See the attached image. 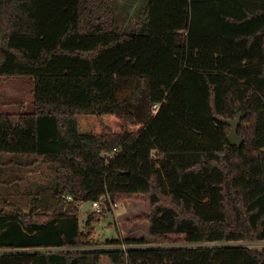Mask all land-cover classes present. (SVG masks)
<instances>
[{"label":"trees","instance_id":"obj_1","mask_svg":"<svg viewBox=\"0 0 264 264\" xmlns=\"http://www.w3.org/2000/svg\"><path fill=\"white\" fill-rule=\"evenodd\" d=\"M127 1L121 30L117 0H0V83L34 79L29 109L0 110V154L52 165L57 201L0 211V264H264L231 243L264 241V0ZM104 194L144 200L155 244L87 247L80 206Z\"/></svg>","mask_w":264,"mask_h":264},{"label":"rangeland","instance_id":"obj_2","mask_svg":"<svg viewBox=\"0 0 264 264\" xmlns=\"http://www.w3.org/2000/svg\"><path fill=\"white\" fill-rule=\"evenodd\" d=\"M119 12V29L131 28L139 20V3L117 0ZM34 98V79L31 75L5 76L0 83V110L22 111L29 109ZM106 154V152H104ZM157 156V151H154ZM33 157L25 154H0V211H30L33 207L54 209L57 204L54 188L55 169L46 163H33ZM73 206L72 203L68 204ZM63 209L67 214L69 208ZM105 210L92 225L86 228L89 214L94 212L91 201L81 204L79 217L82 229L89 236L87 247L110 249L113 245L107 240L120 237H143L147 245H154L150 237L148 220L133 221L132 218L146 209L144 200L124 199L120 201L117 211L114 207ZM251 247L263 248L264 241L231 242ZM184 245V244H183ZM127 246L128 244H123ZM83 247V248H87ZM100 264H113L108 255H103Z\"/></svg>","mask_w":264,"mask_h":264},{"label":"built area","instance_id":"obj_3","mask_svg":"<svg viewBox=\"0 0 264 264\" xmlns=\"http://www.w3.org/2000/svg\"><path fill=\"white\" fill-rule=\"evenodd\" d=\"M159 107H160V103H154L153 107H152L153 112L156 113L158 111ZM117 150H119V149L116 147L112 152H109L106 154L108 156H113ZM68 198L72 199L73 197L69 196ZM91 203L94 207V210L96 212H100V213L105 211V210H108L109 208L114 207L116 205V203H114L112 201L111 196L109 194H104L98 200H94ZM130 246H136V245H128V247H130ZM128 247L123 246L124 249H127ZM46 250H49V249H46ZM51 250H56V249H51Z\"/></svg>","mask_w":264,"mask_h":264},{"label":"water","instance_id":"obj_4","mask_svg":"<svg viewBox=\"0 0 264 264\" xmlns=\"http://www.w3.org/2000/svg\"><path fill=\"white\" fill-rule=\"evenodd\" d=\"M243 113L240 112L236 118L234 119H227V118H222V121L228 123L231 125V131L228 135L229 141L234 144V145H239L242 143L243 138L239 134V126L241 124V119H242Z\"/></svg>","mask_w":264,"mask_h":264},{"label":"crops","instance_id":"obj_5","mask_svg":"<svg viewBox=\"0 0 264 264\" xmlns=\"http://www.w3.org/2000/svg\"><path fill=\"white\" fill-rule=\"evenodd\" d=\"M132 27H133V26H132ZM33 99H34V98H33ZM32 101H33V100H32ZM32 101H31V102H32ZM23 109H25V108L23 107L21 110H23ZM26 109H27V108H26ZM19 111H20V110H19ZM19 111H14V112H19ZM119 203H120V202L116 203V205L114 206V211H117L116 208L118 207Z\"/></svg>","mask_w":264,"mask_h":264}]
</instances>
